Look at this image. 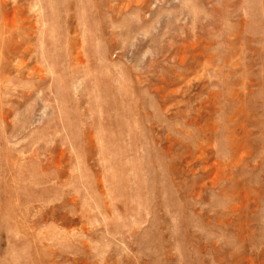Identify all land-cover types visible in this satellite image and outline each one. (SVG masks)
<instances>
[{"label":"rangeland","instance_id":"obj_1","mask_svg":"<svg viewBox=\"0 0 264 264\" xmlns=\"http://www.w3.org/2000/svg\"><path fill=\"white\" fill-rule=\"evenodd\" d=\"M0 264H264V0H0Z\"/></svg>","mask_w":264,"mask_h":264}]
</instances>
